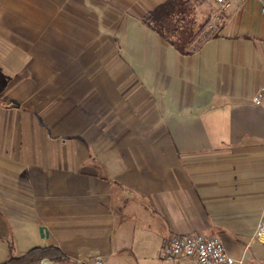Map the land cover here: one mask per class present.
I'll return each instance as SVG.
<instances>
[{
  "label": "crops",
  "instance_id": "obj_1",
  "mask_svg": "<svg viewBox=\"0 0 264 264\" xmlns=\"http://www.w3.org/2000/svg\"><path fill=\"white\" fill-rule=\"evenodd\" d=\"M166 1L0 0V264H198L159 258L185 234L264 264V0L213 32L190 0L189 55L142 23Z\"/></svg>",
  "mask_w": 264,
  "mask_h": 264
},
{
  "label": "trees",
  "instance_id": "obj_2",
  "mask_svg": "<svg viewBox=\"0 0 264 264\" xmlns=\"http://www.w3.org/2000/svg\"><path fill=\"white\" fill-rule=\"evenodd\" d=\"M189 1L168 0L142 18L146 27L168 41L182 55L191 54L196 42L199 45L202 43L199 41V33L204 28L203 24L200 25L194 20V7ZM45 260L54 264H75L56 247L35 248L22 255L10 252L8 260L3 264H41Z\"/></svg>",
  "mask_w": 264,
  "mask_h": 264
},
{
  "label": "built area",
  "instance_id": "obj_3",
  "mask_svg": "<svg viewBox=\"0 0 264 264\" xmlns=\"http://www.w3.org/2000/svg\"><path fill=\"white\" fill-rule=\"evenodd\" d=\"M205 1L216 6L207 25V29L213 32L234 0ZM263 102L264 90H260L252 97V103L260 106ZM255 239L264 243V207L255 231ZM180 257L194 259L198 264H236V260L226 252L219 237L202 234L173 235L159 253V258L166 261ZM94 264H101L100 259H95Z\"/></svg>",
  "mask_w": 264,
  "mask_h": 264
},
{
  "label": "water",
  "instance_id": "obj_4",
  "mask_svg": "<svg viewBox=\"0 0 264 264\" xmlns=\"http://www.w3.org/2000/svg\"><path fill=\"white\" fill-rule=\"evenodd\" d=\"M41 264H54V263H52V262H50V261H48V260H45V261H43Z\"/></svg>",
  "mask_w": 264,
  "mask_h": 264
},
{
  "label": "rangeland",
  "instance_id": "obj_5",
  "mask_svg": "<svg viewBox=\"0 0 264 264\" xmlns=\"http://www.w3.org/2000/svg\"><path fill=\"white\" fill-rule=\"evenodd\" d=\"M201 1L203 2L204 0H201ZM203 5H204V2H203ZM206 32L208 33V31L205 30L204 33H206ZM210 34H211V33H210Z\"/></svg>",
  "mask_w": 264,
  "mask_h": 264
}]
</instances>
